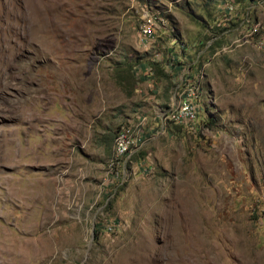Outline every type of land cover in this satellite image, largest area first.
Here are the masks:
<instances>
[{"label": "rangeland", "instance_id": "obj_1", "mask_svg": "<svg viewBox=\"0 0 264 264\" xmlns=\"http://www.w3.org/2000/svg\"><path fill=\"white\" fill-rule=\"evenodd\" d=\"M262 36L264 0H0V230L39 240L0 264H264ZM198 52L199 123L144 141Z\"/></svg>", "mask_w": 264, "mask_h": 264}, {"label": "built area", "instance_id": "obj_2", "mask_svg": "<svg viewBox=\"0 0 264 264\" xmlns=\"http://www.w3.org/2000/svg\"><path fill=\"white\" fill-rule=\"evenodd\" d=\"M155 26V17L144 12L141 16V24L137 34L138 45L147 48L149 42L153 39L156 33L157 27ZM256 27L253 29V32H256ZM255 46L264 50V36L255 42ZM155 56L156 62L164 61L160 54H156ZM201 56L202 52H198L191 62L192 66L188 65L189 67L187 66L186 71H183L179 66H173L175 61L174 56L165 60L166 63L163 67L164 72L172 79L176 78V80H173V85L169 90V100L167 105L161 110H156L155 119H158L159 123L155 133H150L149 137L147 139L145 138L144 141H147L148 139L152 140L157 135L166 132L170 125L186 130L195 129L196 124H198L200 120L199 101L202 94L201 80L204 75L202 70H195V72H192L191 69L193 70L198 67ZM145 120L146 118L144 117L141 119V127H139V130L135 131L136 135L134 137L129 135L126 131H120L117 133V136L114 139V157L110 162L111 168H119L120 166L124 169L123 165L120 164V160L125 161L137 151L138 146L141 145V143L138 145L139 137L137 136H141L142 127L146 124ZM115 175L116 176L114 177H117L118 171H116ZM106 230L110 232L112 231V228L107 226Z\"/></svg>", "mask_w": 264, "mask_h": 264}, {"label": "bare ground", "instance_id": "obj_3", "mask_svg": "<svg viewBox=\"0 0 264 264\" xmlns=\"http://www.w3.org/2000/svg\"><path fill=\"white\" fill-rule=\"evenodd\" d=\"M17 191H19L18 194H22V190L19 187V189H17ZM14 193V191H13ZM15 194V193H14ZM24 197V196H22ZM34 233V232H33ZM48 234V233H47ZM51 235V234H50ZM45 237V236H44ZM23 238V237H22ZM20 238V239H22ZM49 238V237H48ZM19 239V238H18ZM17 240L16 238L10 237L6 232L0 230V254H6L8 256V259H15L16 257H20L23 255V253H25V248L26 247H30V243L32 242H38L39 240H33L31 239V242L28 244L21 242V240ZM51 239V237H50ZM48 239V240H50ZM24 240V239H23ZM29 240V239H28ZM47 240V239H46ZM45 241V240H44ZM51 241V240H50ZM63 241V240H62ZM47 242V241H46ZM52 242V241H51ZM38 246V245H36ZM51 246L49 243L47 245V243H45V247H49ZM41 247V246H40ZM44 248V247H43ZM40 250V249H39ZM47 250V249H46ZM45 249H43L41 252H45ZM38 252V250H37ZM43 254V253H42Z\"/></svg>", "mask_w": 264, "mask_h": 264}, {"label": "crops", "instance_id": "obj_4", "mask_svg": "<svg viewBox=\"0 0 264 264\" xmlns=\"http://www.w3.org/2000/svg\"><path fill=\"white\" fill-rule=\"evenodd\" d=\"M251 8V6H250V4H248V6H247V9H250ZM247 15H248V12L246 13ZM235 16H237V14L235 15ZM250 21V20H249ZM139 46V45H138ZM142 48H145V47H142Z\"/></svg>", "mask_w": 264, "mask_h": 264}]
</instances>
